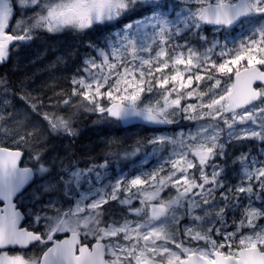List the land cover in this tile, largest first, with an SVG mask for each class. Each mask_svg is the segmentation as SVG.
Here are the masks:
<instances>
[{
  "label": "snow or ice",
  "instance_id": "obj_1",
  "mask_svg": "<svg viewBox=\"0 0 264 264\" xmlns=\"http://www.w3.org/2000/svg\"><path fill=\"white\" fill-rule=\"evenodd\" d=\"M64 33L0 74V264H264V0H0V65Z\"/></svg>",
  "mask_w": 264,
  "mask_h": 264
},
{
  "label": "rangeland",
  "instance_id": "obj_2",
  "mask_svg": "<svg viewBox=\"0 0 264 264\" xmlns=\"http://www.w3.org/2000/svg\"><path fill=\"white\" fill-rule=\"evenodd\" d=\"M96 36V33H89L87 37L74 35L72 33H64L56 36L45 35L42 40L35 43L31 48H20L12 58L11 70L14 74V79L12 78V80L19 81L26 76L34 75V82L39 86L42 82L50 78V74L45 71V68L47 64L55 60L58 54L68 50L71 46H75L81 51H84V45L87 41L90 40V38L96 39ZM87 119L89 120L87 121ZM83 120L86 122L84 123ZM96 120L97 118L95 116L89 115L83 117L79 121L78 127L80 129V137L76 144L77 149L100 144L104 139L110 137L150 134L143 128H124L115 123L96 122ZM53 143L58 149H63V145H61L60 141L57 140ZM64 143L67 144L68 141H64ZM123 163L125 162H122V164Z\"/></svg>",
  "mask_w": 264,
  "mask_h": 264
},
{
  "label": "trees",
  "instance_id": "obj_3",
  "mask_svg": "<svg viewBox=\"0 0 264 264\" xmlns=\"http://www.w3.org/2000/svg\"><path fill=\"white\" fill-rule=\"evenodd\" d=\"M90 40H95V39L90 38ZM11 63H12V60L8 62L7 64L0 65V73L7 74L11 79L12 78L14 79V74L12 73V70H11Z\"/></svg>",
  "mask_w": 264,
  "mask_h": 264
},
{
  "label": "flooded vegetation",
  "instance_id": "obj_4",
  "mask_svg": "<svg viewBox=\"0 0 264 264\" xmlns=\"http://www.w3.org/2000/svg\"><path fill=\"white\" fill-rule=\"evenodd\" d=\"M44 37H45V36H43V37H41L40 39H38L37 41L33 42V44H32L31 46L27 47V48H31L32 46L35 45V43H37L38 41L42 40ZM22 48H24V47H22Z\"/></svg>",
  "mask_w": 264,
  "mask_h": 264
},
{
  "label": "bare ground",
  "instance_id": "obj_5",
  "mask_svg": "<svg viewBox=\"0 0 264 264\" xmlns=\"http://www.w3.org/2000/svg\"><path fill=\"white\" fill-rule=\"evenodd\" d=\"M68 35H69V34H68ZM69 36H70V35H69ZM68 38H69V37H68ZM57 45H58V44H57ZM82 50H83V49H82ZM3 69H4V68H3ZM37 81H38V80H37ZM88 120H89V119H87V121H88ZM83 122L85 123L86 121L83 120ZM99 128H100V127H99ZM99 128H98V129H99ZM101 129H102V128H101ZM101 129H100V130H101Z\"/></svg>",
  "mask_w": 264,
  "mask_h": 264
},
{
  "label": "water",
  "instance_id": "obj_6",
  "mask_svg": "<svg viewBox=\"0 0 264 264\" xmlns=\"http://www.w3.org/2000/svg\"><path fill=\"white\" fill-rule=\"evenodd\" d=\"M123 127H130V126H123Z\"/></svg>",
  "mask_w": 264,
  "mask_h": 264
}]
</instances>
